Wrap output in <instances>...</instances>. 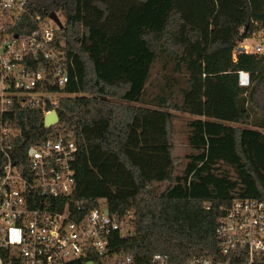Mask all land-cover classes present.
<instances>
[{
	"label": "trees",
	"instance_id": "1",
	"mask_svg": "<svg viewBox=\"0 0 264 264\" xmlns=\"http://www.w3.org/2000/svg\"><path fill=\"white\" fill-rule=\"evenodd\" d=\"M28 7L65 18L73 63L59 114L80 143L73 200L83 212L102 202L112 213L134 212L135 235L116 245L132 264H159L158 253L168 264L216 254L222 207L235 197L264 200V54L233 56L264 32V0H29ZM158 62L164 85L146 98ZM240 71L249 73L248 86ZM175 110L208 118L188 123L194 152L181 174ZM10 117L25 147L47 132L39 110Z\"/></svg>",
	"mask_w": 264,
	"mask_h": 264
},
{
	"label": "built area",
	"instance_id": "2",
	"mask_svg": "<svg viewBox=\"0 0 264 264\" xmlns=\"http://www.w3.org/2000/svg\"><path fill=\"white\" fill-rule=\"evenodd\" d=\"M28 6L0 0V264H132L116 245L135 235L134 212L112 213L103 202L83 212L72 198L80 143L62 127L59 109L73 59L64 29ZM238 53L264 54V46L242 43L235 60ZM240 84H250L249 73L240 71ZM17 110L44 115L47 132L28 147L17 142L21 131L10 117ZM54 110L59 121L47 126ZM215 234L218 252L187 264H264V200L235 197ZM153 259L168 264L167 255Z\"/></svg>",
	"mask_w": 264,
	"mask_h": 264
},
{
	"label": "rangeland",
	"instance_id": "3",
	"mask_svg": "<svg viewBox=\"0 0 264 264\" xmlns=\"http://www.w3.org/2000/svg\"><path fill=\"white\" fill-rule=\"evenodd\" d=\"M61 16V19L65 23V18L63 15ZM245 42L242 43L249 44L250 46H255L256 44H262L264 46V32L259 30L257 31L252 37L245 39ZM162 62H158L155 64L153 70H152V76L150 79L149 84V91L155 95L159 92L160 87L164 85V78H163V69H162ZM151 94V95H152ZM174 128H175V154L180 157V162L177 167V173L181 174L182 171L185 169L186 163L188 162V155L192 154L194 150L192 147H190L188 142V134H189V125L188 123L194 118L191 114L182 112V111H174ZM245 127L249 128H257L253 125H248ZM260 129V128H259ZM264 132V129H260ZM167 186V182L161 183L159 185V191H162Z\"/></svg>",
	"mask_w": 264,
	"mask_h": 264
},
{
	"label": "water",
	"instance_id": "4",
	"mask_svg": "<svg viewBox=\"0 0 264 264\" xmlns=\"http://www.w3.org/2000/svg\"><path fill=\"white\" fill-rule=\"evenodd\" d=\"M50 16L59 24L61 29L65 28V25L63 24V22L60 20L59 15L55 12L51 13ZM59 121V116L57 114V112L54 110L51 112V114H49L46 118H45V124L47 126H50L53 123H56Z\"/></svg>",
	"mask_w": 264,
	"mask_h": 264
},
{
	"label": "crops",
	"instance_id": "5",
	"mask_svg": "<svg viewBox=\"0 0 264 264\" xmlns=\"http://www.w3.org/2000/svg\"><path fill=\"white\" fill-rule=\"evenodd\" d=\"M152 93L149 91V96L148 97H146V98H152V97H154L155 95H151ZM158 94V93H157ZM173 113H174V111H173ZM186 113V112H185ZM175 114V113H174ZM188 114H190V113H188ZM192 116H194V118L193 119H197V118H201V119H208V118H206V117H201V116H196V115H194V114H191ZM192 119V120H193Z\"/></svg>",
	"mask_w": 264,
	"mask_h": 264
}]
</instances>
